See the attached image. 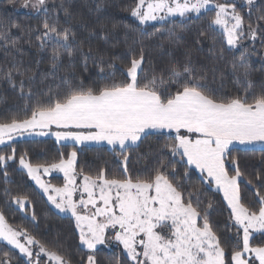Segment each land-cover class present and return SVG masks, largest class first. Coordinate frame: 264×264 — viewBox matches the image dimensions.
<instances>
[{"label":"snow or ice","instance_id":"snow-or-ice-1","mask_svg":"<svg viewBox=\"0 0 264 264\" xmlns=\"http://www.w3.org/2000/svg\"><path fill=\"white\" fill-rule=\"evenodd\" d=\"M20 6L45 15L34 31L38 47L51 48L46 79L57 78L64 57L71 65L79 52L85 71L91 59L98 79L106 81L86 86L83 80L72 84L60 76L65 89L53 91L49 86L34 104L26 105L23 118L0 121V146L10 150L0 149L5 182L8 162L17 160V137L51 136L61 148L71 149L35 164L24 152L18 163L47 202L74 222L78 248L84 252L79 264H100L101 246L117 250L108 264H264V176L258 175L261 183L254 184L241 170L240 156L234 155L264 153V83L256 89L251 68V58L264 59V52L245 45L258 38L264 41V7L257 6V0H133L123 9L130 18L123 25L128 56L117 79L119 57L106 59L92 47L85 51L72 26L49 14L48 0H22ZM56 10L71 17L64 0L58 5L53 0ZM254 10L259 13L255 21ZM176 18L181 23L205 21L195 37L197 45L215 35L222 38L218 59H224L225 51L233 53L230 69L239 86L235 94L209 87V71L193 65L191 49L182 64L174 62L167 71L153 68L149 74L144 68L145 40H159L162 46L182 39L174 28L163 29L166 23L177 24ZM20 27L0 22V47L17 48L19 38H13L11 30ZM118 28L113 24L103 39ZM149 28L155 31L149 33ZM0 72V80L31 100L34 70L13 64ZM211 73L215 82L216 69ZM150 139L155 146L149 143L136 160L152 163L133 171V154ZM89 145L106 146L112 165L104 161L94 172L79 166L78 154ZM52 173L62 174L63 183L44 179ZM193 174H198L199 186L190 183ZM242 183L254 190V203L245 202ZM205 189H214L222 200L202 199ZM5 195L10 196L5 203L16 206L12 211L37 220L28 196L11 195L8 189ZM218 204L227 211L223 236L210 219ZM0 242V264H13L14 256L23 258V264H44L45 257L46 264H73L59 244L50 247L27 228L11 225L3 211ZM11 250H18V256Z\"/></svg>","mask_w":264,"mask_h":264},{"label":"trees","instance_id":"trees-1","mask_svg":"<svg viewBox=\"0 0 264 264\" xmlns=\"http://www.w3.org/2000/svg\"><path fill=\"white\" fill-rule=\"evenodd\" d=\"M16 2L22 3V0H0V22L5 25L12 23L19 24V29L13 28L11 35L13 38H19L17 48L0 47V69H7L13 64L21 65L22 69H32L36 72V79L32 82L31 87L34 95L31 100L19 95L18 90L13 89L6 81L0 80V121L10 120L12 117L23 118L25 115L26 105L34 104L35 101L47 92L50 86L53 91L63 90L67 87L59 79L60 76H67L72 84H77L83 80L86 86L103 83L100 81L97 73L98 69L93 63V60H88L87 70L84 69V64L80 53L77 52L74 61L69 63L67 56L64 57L60 65L57 78L51 75L45 78V73L49 71L51 48L41 50L38 47L36 40V33L34 29L41 27L42 21L45 19L43 12L36 14L24 13L14 11L11 6ZM58 5L60 0H55ZM65 6L69 8L71 17H65L62 10L52 11L53 0H48V7L50 15L58 16L60 23L64 26L71 25L76 32L77 44L82 41L85 51L89 47L98 49L101 54L107 59L108 56H116V78H121L120 69L127 62V47L124 43V29L123 25L130 22L128 13L123 9L133 3V0H64ZM99 6V10H97ZM257 6L264 7V0H257ZM245 13L247 9H244ZM259 13L253 12L251 19L255 21L256 15ZM247 19V16H246ZM177 24L173 25L166 23L163 29L174 28L178 36L182 39L169 45L167 41L161 42L159 40H145V64L144 68L151 74L154 68L157 73L167 71L169 66L174 63L182 64L185 58V52L191 49V56L193 65L199 69L209 71L208 85L210 88L219 89L221 92L235 94L239 86L235 83V77L231 74L230 62L233 58V53L225 51L224 59H218V52L222 46V38L218 35L206 39L203 44L197 45L194 43L195 37L199 29L205 27L203 19L193 20L181 23L179 18H176ZM117 24L119 28L116 32L108 35V39H103L106 33H111L112 25ZM157 28L161 25L157 24ZM183 28V30H181ZM162 29V30H163ZM155 28H149L148 32H154ZM29 33L31 36L29 37ZM165 35L167 32L165 31ZM131 36V34H130ZM213 39L215 40V50L213 48ZM2 43V42H0ZM262 41L258 38L256 41H245L246 46H254L258 52H264ZM139 47V45H136ZM236 55L239 53L236 52ZM216 69V80L213 82L211 69ZM252 79L255 82L256 89L264 83V59L259 55L251 58ZM223 72L225 79L220 80V73ZM2 75V72H0ZM19 80V77L16 78ZM221 84L223 87L221 88ZM155 146V140L150 139L145 141L143 145L133 154V159L130 168L143 169L146 165L152 162L147 160H140L137 162L136 155L144 153L148 150V144ZM17 152V160L9 161L7 171L9 176L7 182L3 176V168H0V211H3L8 222L13 226H23L33 234L36 239L42 241L50 247L60 245V251L66 254L73 262L79 264L81 256L84 254L78 248V236L74 229V222L65 215L60 214L55 208L47 202V198L43 196L41 191L27 176L26 172L19 167L18 157L20 154L27 152L28 159L32 163H43L49 161L58 155V151H70V148H61L56 144L53 138H36V139H21L16 140L13 144ZM4 151H10L4 146L0 147ZM239 155L241 159V170L245 173L248 179H251L254 184L259 185L261 181L257 176H264V163L262 157L264 153L256 152H241L234 153ZM104 161H109L112 165V156L105 148H99L95 145L85 146L78 154V165L85 168L86 171H95ZM180 171H183L180 165H177ZM198 174L191 176L190 183L199 186L197 180ZM49 181L52 184L60 185L63 183V178L59 176H51ZM5 189H8L11 195H26L32 201L37 220L32 222L30 216L25 218L19 211H12L16 206L11 208L5 201L10 199V196L5 195ZM242 195L246 203H254L255 195L251 186L246 187L241 184ZM264 191V188L261 189ZM204 200L213 199L220 201L222 195H217L213 190H204ZM223 204H218L213 211L210 219L213 227L221 233L226 235L224 225L227 222V211L224 210ZM3 242H0V246ZM10 249V246H7ZM18 256V250H11ZM117 250L113 248L101 247L97 258L100 264H108L110 259L114 258ZM46 262V258H43ZM13 264H23V258L17 259L13 257Z\"/></svg>","mask_w":264,"mask_h":264},{"label":"rangeland","instance_id":"rangeland-1","mask_svg":"<svg viewBox=\"0 0 264 264\" xmlns=\"http://www.w3.org/2000/svg\"><path fill=\"white\" fill-rule=\"evenodd\" d=\"M237 2L238 3H240L241 2V0H237ZM22 3H19V2H16L14 5H12L11 6V8L14 10V11H17V12H24V13H30V14H36L37 12H35V11H32L31 9H24V8H22L20 5H21ZM50 138L51 136H47V137H40V136H28V135H25V136H22V137H17V139L16 140H21V139H36V138ZM51 138H53L54 139V137H51ZM15 140V141H16ZM89 146H92V145H89ZM0 147H2V146H0ZM257 147H259V146H257ZM51 176H59V177H62V174H60V173H52L50 176H47V177H44V179H46V180H48L49 181V178L51 177ZM63 178V177H62ZM32 181V180H31ZM33 183H34V181H32ZM35 184V183H34ZM37 187V186H36ZM38 188V187H37ZM39 189V188H38ZM40 190V189H39ZM41 191V190H40ZM56 210V209H55ZM58 211V210H57ZM60 214H62V213H60ZM62 215H64V214H62ZM101 247H103V246H101ZM100 247V248H101ZM46 258V257H45ZM46 262H47V258H46ZM46 262H44V264H46Z\"/></svg>","mask_w":264,"mask_h":264}]
</instances>
